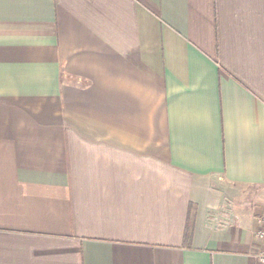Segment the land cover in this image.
Segmentation results:
<instances>
[{"label":"crops","instance_id":"1","mask_svg":"<svg viewBox=\"0 0 264 264\" xmlns=\"http://www.w3.org/2000/svg\"><path fill=\"white\" fill-rule=\"evenodd\" d=\"M264 0H0V264H262Z\"/></svg>","mask_w":264,"mask_h":264},{"label":"built area","instance_id":"2","mask_svg":"<svg viewBox=\"0 0 264 264\" xmlns=\"http://www.w3.org/2000/svg\"><path fill=\"white\" fill-rule=\"evenodd\" d=\"M257 237L264 242V216L261 217V226L257 230ZM258 259L264 264V249L258 254Z\"/></svg>","mask_w":264,"mask_h":264}]
</instances>
